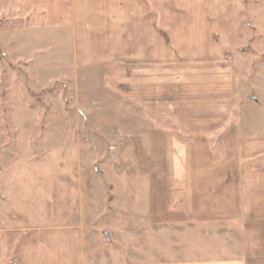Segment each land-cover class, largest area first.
Segmentation results:
<instances>
[{
    "label": "rangeland",
    "instance_id": "374dc122",
    "mask_svg": "<svg viewBox=\"0 0 264 264\" xmlns=\"http://www.w3.org/2000/svg\"><path fill=\"white\" fill-rule=\"evenodd\" d=\"M26 1L0 3V232H10L16 251L34 230L87 226L85 243L101 264L156 260L127 247L142 241L156 249L145 237L153 231L151 188L165 175L158 171L182 159L156 150L151 135L173 124L150 123L124 91L108 90L101 66L75 60L68 16L51 25L45 0L33 8ZM237 4L241 91L233 127L194 135L177 128L206 139L214 165L264 160V0Z\"/></svg>",
    "mask_w": 264,
    "mask_h": 264
},
{
    "label": "crops",
    "instance_id": "0c3cea01",
    "mask_svg": "<svg viewBox=\"0 0 264 264\" xmlns=\"http://www.w3.org/2000/svg\"><path fill=\"white\" fill-rule=\"evenodd\" d=\"M7 1L19 0L0 3ZM26 2L28 8L39 3ZM237 6V0H45L49 24L68 16L77 62L101 66L108 90L124 91L150 123L176 127L151 135L160 143L156 150L182 159L158 171L165 175L151 188L153 231L145 237L157 241L156 249L142 241L140 251L126 248L157 259L125 264H264V160L209 164L206 139L177 132L233 127L241 91ZM178 193V202L168 200ZM86 227L34 230L16 251L10 232H0V264H101L85 243Z\"/></svg>",
    "mask_w": 264,
    "mask_h": 264
},
{
    "label": "water",
    "instance_id": "95a60500",
    "mask_svg": "<svg viewBox=\"0 0 264 264\" xmlns=\"http://www.w3.org/2000/svg\"><path fill=\"white\" fill-rule=\"evenodd\" d=\"M104 234H105L106 240H108L109 239V235L107 234V232L104 233Z\"/></svg>",
    "mask_w": 264,
    "mask_h": 264
}]
</instances>
